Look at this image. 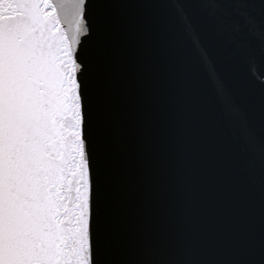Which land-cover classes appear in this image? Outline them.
<instances>
[{
	"label": "snow or ice",
	"instance_id": "6c2138e0",
	"mask_svg": "<svg viewBox=\"0 0 264 264\" xmlns=\"http://www.w3.org/2000/svg\"><path fill=\"white\" fill-rule=\"evenodd\" d=\"M0 8V264H264V0Z\"/></svg>",
	"mask_w": 264,
	"mask_h": 264
},
{
	"label": "water",
	"instance_id": "95a60500",
	"mask_svg": "<svg viewBox=\"0 0 264 264\" xmlns=\"http://www.w3.org/2000/svg\"><path fill=\"white\" fill-rule=\"evenodd\" d=\"M3 9L0 8V13H2ZM55 11V10H53ZM70 34V33H69ZM264 71V70H261ZM49 135H48V143L50 145V159H59L60 158V154H61V147L58 144V130L55 127V123L54 120L51 122L50 128H49ZM50 195L53 199H57L58 198V193L60 190V185L57 182V180L55 179V177L53 178L52 182L50 183ZM0 197H2V177H0ZM66 239V233L63 229H56L55 231H53L49 236H48V242H49V246L53 249H55L60 255L61 257L63 255H65L62 251L63 249V244L64 241ZM50 264H55V262H50ZM60 264H63V260L61 259Z\"/></svg>",
	"mask_w": 264,
	"mask_h": 264
}]
</instances>
